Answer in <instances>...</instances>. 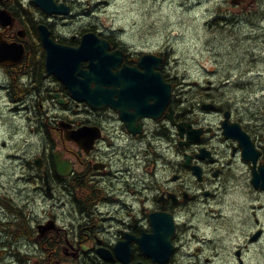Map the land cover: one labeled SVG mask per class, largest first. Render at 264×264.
<instances>
[{
  "label": "flooded vegetation",
  "instance_id": "1",
  "mask_svg": "<svg viewBox=\"0 0 264 264\" xmlns=\"http://www.w3.org/2000/svg\"><path fill=\"white\" fill-rule=\"evenodd\" d=\"M74 1L55 0L70 9ZM232 2L244 6L246 0ZM0 9L7 14L4 23L0 21V96L14 118L28 123L29 134L43 141L31 159L18 148L22 155L8 154L18 156L28 174L16 181L25 197H18L19 203L8 199L10 219L5 222L7 235L28 237L26 256L36 264H264V222L258 211L264 209V189L255 185L263 181L258 175L264 168L260 124L246 125L230 107L213 99L177 94L179 84L168 71L164 51H137L94 21L78 31L60 29L57 19L68 16L47 14L32 0H0ZM42 24L53 39L71 47H79L88 32L109 44L117 80L100 87L117 89L116 106L94 108L75 100L69 88L48 73ZM145 53L162 59L150 72L161 73L173 85L166 106L155 105L142 87L134 89L133 100L121 93L127 72L147 74L148 68L140 64ZM89 62L84 60L81 70H88ZM197 106L214 124L198 121ZM226 120L241 125L258 153L243 155L241 140L224 133ZM13 129L18 134V127ZM192 129L201 130L195 142L188 140L187 130ZM78 135L82 142L73 140ZM57 159L68 162L65 174L58 171ZM156 212L176 221L173 249L163 263L145 254L140 241L153 232L150 216ZM11 262L8 255L6 264Z\"/></svg>",
  "mask_w": 264,
  "mask_h": 264
},
{
  "label": "rangeland",
  "instance_id": "2",
  "mask_svg": "<svg viewBox=\"0 0 264 264\" xmlns=\"http://www.w3.org/2000/svg\"><path fill=\"white\" fill-rule=\"evenodd\" d=\"M57 20L60 29L72 32L94 21L118 33L137 51L168 53V71L179 84L177 94L228 106L246 125L260 124L264 137V0H246L244 6L232 0H77L71 15ZM197 108L199 122L208 127L214 124L213 117ZM16 126L18 134L14 135ZM27 126L12 116L7 101L0 96V257L6 262L9 255L14 261L11 264H36L26 256L30 253L24 242L28 237L18 244L15 237L19 234L7 235L9 224L5 223L10 219L6 216L8 199L19 203L18 197H25L16 181L28 176L18 164V156L8 154L24 152L22 156L28 160L43 148V141L29 134ZM8 194L17 200L7 198ZM260 203L264 204V195ZM258 211L264 222V209ZM249 217L253 222L252 215ZM13 244L17 253L3 251L7 245L11 250Z\"/></svg>",
  "mask_w": 264,
  "mask_h": 264
},
{
  "label": "water",
  "instance_id": "3",
  "mask_svg": "<svg viewBox=\"0 0 264 264\" xmlns=\"http://www.w3.org/2000/svg\"><path fill=\"white\" fill-rule=\"evenodd\" d=\"M33 2L41 7L48 14L52 13H68L69 6L65 4H57L55 0H33ZM7 18L4 10H0V21ZM40 32L43 38V43L47 51V68L48 72L55 74L70 90L73 98L79 101H86L94 108H101L104 105H113L115 103V94L117 89H103L100 84L105 82L108 84H115L117 76L112 71L115 65L114 53H107L109 44L98 38L93 32L84 34L81 45L77 48L62 45L53 40L50 36V30L44 24L40 25ZM4 49L0 42V57H2ZM84 60H89V69L81 70ZM161 58L154 54H145L142 56L140 64L147 67V74L141 77L127 72L129 78L127 84L121 91L122 94H128L133 97V91L136 87H142L147 90L149 95L155 99V105L166 106L172 96L173 85L165 82L159 72H150L152 67H158ZM135 69V68H133ZM84 75L83 80H79L78 75ZM95 82L96 86L92 87L91 82ZM154 108V107H153ZM190 126V124H188ZM225 135L236 136L243 144L244 152L247 157H252L255 152V147L250 139V136L241 129V125L237 122H224ZM200 129L187 130L188 140L195 142L198 138L196 133H200ZM78 139L82 142L81 137L76 136L73 140ZM82 144V143H81ZM249 152V154H246ZM57 169L60 173L65 174L64 170L68 165L65 161L56 160ZM195 173L199 175V170L195 166ZM259 179L262 183L256 182L255 185L264 189V168H261ZM151 223L154 232L149 235V240L146 236L141 238L142 248L145 252L150 253L155 259L159 261L167 260L171 254L172 246L170 238L175 230V223L171 215L164 213H154L151 215ZM148 247H152L153 250Z\"/></svg>",
  "mask_w": 264,
  "mask_h": 264
},
{
  "label": "trees",
  "instance_id": "4",
  "mask_svg": "<svg viewBox=\"0 0 264 264\" xmlns=\"http://www.w3.org/2000/svg\"><path fill=\"white\" fill-rule=\"evenodd\" d=\"M34 82H36V84H37V80L36 79L34 80ZM23 226H24L25 229H29V227L26 224H23ZM9 236L12 237V236H15V234L10 233ZM23 238H26V236H24V235L23 236L18 235V236L15 237V240H17V242L19 243ZM15 245L17 246V248L20 247L17 244H15ZM13 249H14V244H13V248L11 250L9 249V247L7 245V246L4 247V250L3 251H8V252H11L12 251L13 253H17V251L16 250L13 251ZM0 264H6V262L3 261V258L2 257H0Z\"/></svg>",
  "mask_w": 264,
  "mask_h": 264
},
{
  "label": "bare ground",
  "instance_id": "5",
  "mask_svg": "<svg viewBox=\"0 0 264 264\" xmlns=\"http://www.w3.org/2000/svg\"><path fill=\"white\" fill-rule=\"evenodd\" d=\"M261 18H262V17H261ZM259 21H260V20H259ZM255 26H256V25H255ZM253 27H254V26H253ZM1 54L3 55V53H2V52H1ZM2 55H1V56H2ZM246 55H247V54H246ZM245 57H246V56H245Z\"/></svg>",
  "mask_w": 264,
  "mask_h": 264
}]
</instances>
